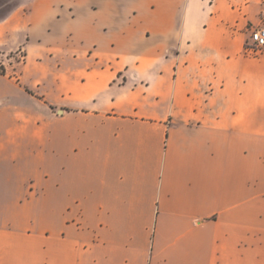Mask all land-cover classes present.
I'll return each mask as SVG.
<instances>
[{
    "label": "crops",
    "instance_id": "1",
    "mask_svg": "<svg viewBox=\"0 0 264 264\" xmlns=\"http://www.w3.org/2000/svg\"><path fill=\"white\" fill-rule=\"evenodd\" d=\"M263 25L264 0H12L0 264H264Z\"/></svg>",
    "mask_w": 264,
    "mask_h": 264
},
{
    "label": "built area",
    "instance_id": "2",
    "mask_svg": "<svg viewBox=\"0 0 264 264\" xmlns=\"http://www.w3.org/2000/svg\"><path fill=\"white\" fill-rule=\"evenodd\" d=\"M264 48V25L253 30L251 34V44L249 50L251 53H257Z\"/></svg>",
    "mask_w": 264,
    "mask_h": 264
},
{
    "label": "rangeland",
    "instance_id": "3",
    "mask_svg": "<svg viewBox=\"0 0 264 264\" xmlns=\"http://www.w3.org/2000/svg\"><path fill=\"white\" fill-rule=\"evenodd\" d=\"M11 4H12V0H0V16H2L6 12V10L9 8V6H11ZM18 52H19V54H18L17 59L22 61L23 57H24V51L20 50ZM0 71H3L4 73H6V68L4 66H1ZM26 90L28 92L32 91L28 88H26Z\"/></svg>",
    "mask_w": 264,
    "mask_h": 264
}]
</instances>
